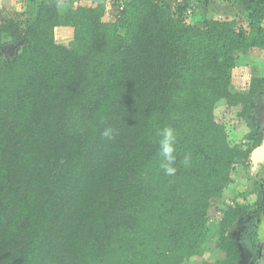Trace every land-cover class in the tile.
I'll return each mask as SVG.
<instances>
[{"label": "trees", "instance_id": "1", "mask_svg": "<svg viewBox=\"0 0 264 264\" xmlns=\"http://www.w3.org/2000/svg\"><path fill=\"white\" fill-rule=\"evenodd\" d=\"M28 1L30 16L0 20V264H206L209 212L241 170L252 185L216 226V264H263L264 180L249 170L264 77L245 92L232 79L241 56L264 60V0L202 26L203 0H126L119 15L109 0ZM167 126L172 176L158 154Z\"/></svg>", "mask_w": 264, "mask_h": 264}, {"label": "rangeland", "instance_id": "2", "mask_svg": "<svg viewBox=\"0 0 264 264\" xmlns=\"http://www.w3.org/2000/svg\"><path fill=\"white\" fill-rule=\"evenodd\" d=\"M210 1L214 3L213 0H210ZM235 1L236 2L238 1V4H222L224 3L223 0L217 1L215 4H206L208 2L203 1L205 3L197 5L196 8L194 9L195 11L192 14V17L194 18L193 24L196 26H202L205 20L211 17H219V16H223L227 14L229 15L244 14L246 8L244 4L242 3V1L241 0H235ZM10 2L14 3V0H10ZM27 14H28V11H27ZM16 18L24 19L22 14H17ZM56 35H57V39L59 43L69 45V43L72 41L74 31L72 28L70 29L66 27L59 28L56 31ZM7 52L10 54L14 53V47L8 46ZM253 77H264V60L254 61L251 58L241 56L238 61V65L233 72L232 90L234 92L248 91L251 79ZM257 102L259 105L257 115L260 119L261 125L264 127V95H258ZM242 137H243V134L241 133L240 129L237 128L236 140L241 141ZM254 157L255 159L252 162V167H250L249 171L250 173H252V176L257 177L258 179L264 180V169L262 168L263 164L261 165V162L263 161L262 160V157H263L262 147L261 149L256 150V152L254 153ZM248 176H250V174H247L245 171L241 170L238 176V184L234 188L230 189L222 200L216 202L212 206L209 212L210 236H209V242L207 245H208V248L211 250L212 258H211V261L207 262L206 264H216L222 257V254L216 249V240H217L216 226L223 217V211L228 209V207L233 203V200L235 198L237 199L239 194L251 188L252 184L248 181L249 180ZM242 201H244V199H240V200L238 199V202H242ZM243 225L244 224L237 225L234 228V233L241 240L240 241L241 250H245V253L247 254L245 261L250 262V258H253V255L255 253H252V247L250 243H248L249 237L245 235V231L247 232V227L245 229ZM244 229L245 231L243 232Z\"/></svg>", "mask_w": 264, "mask_h": 264}, {"label": "clouds", "instance_id": "3", "mask_svg": "<svg viewBox=\"0 0 264 264\" xmlns=\"http://www.w3.org/2000/svg\"><path fill=\"white\" fill-rule=\"evenodd\" d=\"M105 139H114L116 132L112 127H107L102 132ZM160 139L158 142V154L161 157L160 168L168 176L176 173V152H177V133L171 126L162 128L158 133ZM190 157L185 156L183 163L188 165Z\"/></svg>", "mask_w": 264, "mask_h": 264}, {"label": "crops", "instance_id": "4", "mask_svg": "<svg viewBox=\"0 0 264 264\" xmlns=\"http://www.w3.org/2000/svg\"><path fill=\"white\" fill-rule=\"evenodd\" d=\"M203 1L208 2L206 4H215L217 1H220V0H213L214 3H212V1H210V0H203ZM205 2H202L201 4H203ZM223 2L224 3H222V4H238V1L236 2L235 0H223ZM28 4H29L28 0H14V3L10 2V0H0V20L3 18H9V17L16 18L17 14H24V12H26V14H27V10L29 9ZM239 4H241V3H239ZM227 15H229V14H227ZM262 149H263V157H262L263 161L261 162V165L263 164L262 168L264 169V144L262 146ZM262 168H261V170H262ZM255 171H257V170H255ZM258 223L259 224L257 225V229H258V233L260 235V227L263 223V219L259 220ZM251 247H252V253H255L254 255L256 256L257 250H255L253 248V246H251ZM254 255H253V258H250V262H252V260L255 258ZM263 264H264V262H263Z\"/></svg>", "mask_w": 264, "mask_h": 264}, {"label": "built area", "instance_id": "5", "mask_svg": "<svg viewBox=\"0 0 264 264\" xmlns=\"http://www.w3.org/2000/svg\"><path fill=\"white\" fill-rule=\"evenodd\" d=\"M166 0H155V3L161 4ZM171 1H180V0H171ZM126 0H109V9L113 12L114 15H119L124 10Z\"/></svg>", "mask_w": 264, "mask_h": 264}, {"label": "water", "instance_id": "6", "mask_svg": "<svg viewBox=\"0 0 264 264\" xmlns=\"http://www.w3.org/2000/svg\"><path fill=\"white\" fill-rule=\"evenodd\" d=\"M264 244V219H263V223L260 227V250L262 249V246ZM261 253V251H260Z\"/></svg>", "mask_w": 264, "mask_h": 264}]
</instances>
